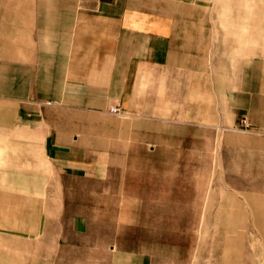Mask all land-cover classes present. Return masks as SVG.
<instances>
[{
  "label": "crops",
  "instance_id": "crops-1",
  "mask_svg": "<svg viewBox=\"0 0 264 264\" xmlns=\"http://www.w3.org/2000/svg\"><path fill=\"white\" fill-rule=\"evenodd\" d=\"M195 14L187 0H0V114L11 112L0 116L6 131L0 141L12 142L13 155L26 166L20 171L38 176L44 189L43 223L29 224L25 232L0 229V241L10 238L16 261L22 240L41 238L50 253L52 245L76 249L79 239L98 236L92 231L100 222L99 204L87 196L72 200L68 191L90 182L95 189L89 197H97L116 158L127 166L129 157L147 155L148 86H168L170 99L155 101L171 109V124L179 123L180 108L187 109L185 122H194L195 93L209 99L220 91L211 80V22ZM250 114L251 124L264 130L263 111ZM121 116L123 130L105 126ZM138 146L142 153L134 152ZM131 227L138 226L123 223L124 236ZM135 244L111 247L112 264L176 262L163 255L162 241Z\"/></svg>",
  "mask_w": 264,
  "mask_h": 264
},
{
  "label": "rangeland",
  "instance_id": "rangeland-1",
  "mask_svg": "<svg viewBox=\"0 0 264 264\" xmlns=\"http://www.w3.org/2000/svg\"><path fill=\"white\" fill-rule=\"evenodd\" d=\"M187 1L196 6L197 20L211 22V80L220 91L209 99L195 93L194 122H185L187 109L180 108L179 123L171 124V109L155 101L170 99L168 86H148L147 155L129 157L127 166L116 158L97 197H89L95 189L90 182L68 191L72 200L87 196L99 204L100 222L92 231L98 236L79 239L76 249L52 245L50 253L41 238L22 240L17 261L4 237L0 264H112L111 247L138 246V240L162 241L163 255L175 264H264V204L252 201H264V130L249 115L260 108L264 121V0ZM26 112L21 110L23 121ZM122 117L104 124L123 130ZM11 143L0 141V229L25 232L29 224L43 223L44 189L38 176L20 171L26 166ZM140 148L134 152L142 153ZM126 222L138 227L127 236L125 229L124 236ZM140 226H146L141 233Z\"/></svg>",
  "mask_w": 264,
  "mask_h": 264
},
{
  "label": "built area",
  "instance_id": "built-area-1",
  "mask_svg": "<svg viewBox=\"0 0 264 264\" xmlns=\"http://www.w3.org/2000/svg\"><path fill=\"white\" fill-rule=\"evenodd\" d=\"M110 113L113 115H119L120 114V110L117 108H111L110 109Z\"/></svg>",
  "mask_w": 264,
  "mask_h": 264
}]
</instances>
